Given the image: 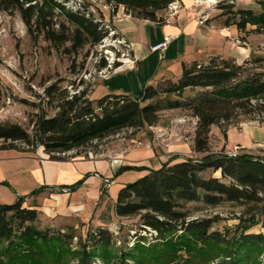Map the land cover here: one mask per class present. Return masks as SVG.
<instances>
[{
    "label": "trees",
    "instance_id": "obj_1",
    "mask_svg": "<svg viewBox=\"0 0 264 264\" xmlns=\"http://www.w3.org/2000/svg\"><path fill=\"white\" fill-rule=\"evenodd\" d=\"M176 1L105 0V4L113 14L123 7L133 18L161 26L167 19L160 13ZM71 2L0 0V12L18 14L33 39L43 37L54 48L75 54L101 44L110 28L92 14L87 4L79 7ZM258 4L261 14L252 8H238L233 0L220 1L215 5L221 11L217 18L233 15L240 20L235 24L244 30L247 20L264 18V0ZM111 33L129 49L115 29ZM100 67H107L105 60ZM245 71V66L234 60L212 57L206 62L183 64L178 81L164 78L145 86L138 97L112 93L95 106L87 90L71 98L63 95L56 99V114L37 116L31 133L18 124H0V149L36 153L43 148L51 160L64 161L69 153L113 133L157 125L163 111L189 110L198 119L193 150L203 156L181 161L174 158L121 187L116 215L139 217L149 236L137 237L133 248L122 253L120 264H264V235L242 231L230 239L228 233L213 230L216 219L191 220L186 209L189 203L213 208L224 204L253 208L264 203V158L250 154L230 157L213 153L210 148L211 128L230 126L236 115L264 124V73L244 76ZM165 82L169 83L167 87L159 85ZM195 89L202 91L185 97L187 91ZM52 90L47 91L49 98L54 96ZM128 169L131 167H122L119 174ZM207 171L221 172V178L205 177ZM42 192L39 189L32 196ZM25 202L26 198L20 197L12 204H0V264H67L76 256H80L78 264L108 259V247L113 243L109 230L98 228L90 236L93 249L88 251L85 246L78 252L73 248L72 232L40 229L39 210L24 207Z\"/></svg>",
    "mask_w": 264,
    "mask_h": 264
},
{
    "label": "rangeland",
    "instance_id": "obj_2",
    "mask_svg": "<svg viewBox=\"0 0 264 264\" xmlns=\"http://www.w3.org/2000/svg\"><path fill=\"white\" fill-rule=\"evenodd\" d=\"M81 1L87 4L92 14L110 29L108 36L101 44L94 47L87 46L75 54H67L63 49L54 48L43 37L38 40L33 39L18 14L10 16L0 12V124H18L31 133L33 131L32 122L37 116L51 117L56 114L57 98L63 95H68L71 98L75 94L87 90L88 97L96 106L100 99L111 92L102 84V81L105 77L115 73L118 69L117 64L123 60L128 49L118 39H115L116 35L111 33V30L114 29L113 23L105 16L111 7L105 4V0ZM259 1L257 0L253 5L245 8H252L256 13L261 14L262 8L258 4ZM71 4H75V2L72 1ZM237 7L239 8L238 5ZM220 13V10H216L214 14L217 15L210 21L222 29L231 30L233 28L235 33L233 35L230 33L231 31L229 33L225 31L227 32L225 34L229 36L227 39L230 42L229 48L227 50L218 48V52L215 53L224 55V59L234 60L238 65H244L246 69L244 76L263 74L264 18L247 20L245 29L240 30L235 24L240 21L239 18L233 15L217 18ZM117 33L116 31L115 34ZM202 59L206 60L207 58L202 56ZM103 60L107 63L106 68L100 67ZM246 61H250V63L246 65ZM175 75L170 78L178 81L182 72ZM159 85L167 87L169 83L165 82ZM49 88L53 89L54 96L51 98L47 95ZM113 91L112 93L115 94H125L121 90ZM201 91L202 89L187 91L185 97L197 96ZM132 96L136 97L137 95ZM249 123L264 125L243 115H236L230 126L224 125L223 129L213 126L210 133L211 151L216 154L236 156L250 154L263 158L260 154L263 150L260 147L233 146L237 141L243 139L246 133L243 128ZM197 126L198 119L189 110L163 111L155 126H146L140 130L124 129L102 140L94 141L80 151L69 153L67 160L75 157L78 152L84 158H94L98 155H104L110 159L128 158V163L124 167H131V169L123 171L122 175L118 172L101 178L104 186L102 194L105 198L102 210L92 219L96 207L94 197L91 195H94L95 190H99L101 179L98 175L88 174L85 176V180L81 183L82 187L74 199L84 202L86 206L84 215L90 214L91 220L77 217L70 221H61L58 216H49L48 211L53 206L47 204L43 199L38 203L36 197L39 194L26 196L24 207L42 208L39 211L40 216L37 224L40 229L52 227L72 232L75 236L73 248L78 252H82L85 246L88 251L93 249L90 236L98 228L109 230L113 243L108 247V259H96L93 264H120L122 253L133 248L137 237L149 236V233L142 229L139 217L120 218L116 215L115 205L121 183L135 182L146 176L149 170H158L174 158H178V161L201 158L203 154L193 150ZM229 131L231 132L230 145L228 144ZM159 134H163V136L158 137ZM2 144L3 142L0 141V146ZM34 154L41 163L50 159L43 148ZM136 165L143 169H135ZM18 173L19 176L15 177V184L18 187L16 191H26L24 193L27 195L39 187L32 181V176L22 174L20 170ZM204 176L221 178V172L218 174V172L207 171ZM5 192H8L6 195L8 198H4L5 200L2 201L10 202L0 203H14L16 197L12 194L15 193L10 189ZM9 196H14L13 200ZM186 209L191 213V220L216 219L213 230L228 233L230 239L242 231H245L246 234L264 235V203L253 208L232 204L213 208L207 207L203 203H189L186 205ZM79 259L80 256H76L70 259L67 264H78ZM217 263L218 261H214L212 264Z\"/></svg>",
    "mask_w": 264,
    "mask_h": 264
},
{
    "label": "crops",
    "instance_id": "obj_3",
    "mask_svg": "<svg viewBox=\"0 0 264 264\" xmlns=\"http://www.w3.org/2000/svg\"><path fill=\"white\" fill-rule=\"evenodd\" d=\"M195 1L177 0L167 10L160 13L167 19V22L161 26L150 21L133 18L125 13L123 7H120L115 14L112 13L111 8L107 10L108 12L105 13L107 20L112 21L114 29L129 44L128 53L121 60L118 69L102 81V84L111 91L108 94H112L113 90H121L125 94L138 97L145 86L155 85L164 78H170L176 76V73L182 72L183 64L195 61L206 62L212 57L225 58L224 55H217L215 52H218V48L225 50L229 48L230 42L227 40L229 36L225 33L231 31L230 33L234 35L235 29H222L210 21L217 15L214 14L217 10L214 9L216 4H202L197 7ZM233 1L239 7H249L257 0ZM166 37L174 39L165 50L156 49ZM202 56L207 59H202ZM243 129L246 131L243 139L237 141L233 146L260 147L263 150L260 154L264 158V125L249 123ZM230 131L229 145L231 143ZM127 163L128 158L110 159L104 155L94 158L75 156L64 161L48 159L41 163L34 153L0 149V202H10L2 201L5 200L4 198H8L6 196L8 192H5L8 189L15 193L12 194L16 197L15 202L20 197L29 196L33 192L43 189L36 199L38 203L43 199L47 204L53 206L48 211L49 216H58L61 221H70L77 217L91 220L102 210L105 198L102 194L104 186L101 178L110 176L111 173L117 174ZM18 170L22 174L32 176V181L39 187L27 195L24 193L26 191H16L18 187L15 184V177L19 176ZM88 174L98 175L101 179L99 190H95L94 195H91L94 197L96 207L91 219L90 214L84 215L86 211L84 202L74 199ZM124 184L126 183H121V187ZM63 188H66L64 190H68V192L61 191ZM9 198L13 200L14 196H9ZM36 208L39 211L42 210V208Z\"/></svg>",
    "mask_w": 264,
    "mask_h": 264
},
{
    "label": "built area",
    "instance_id": "obj_4",
    "mask_svg": "<svg viewBox=\"0 0 264 264\" xmlns=\"http://www.w3.org/2000/svg\"><path fill=\"white\" fill-rule=\"evenodd\" d=\"M72 1H74L75 4H77L79 7H81L82 4H83V2L81 0H72ZM217 3L218 2H216L215 0H205V1H203V0H196L195 1V6L198 7V6L202 5V4L212 5V4H217ZM173 39H174L173 37H166L164 39V41L156 47V49L165 50L168 47V45L173 41ZM162 136H163V134H159L158 137H162ZM228 156H230V157H236V155H232V154H230ZM64 191L65 192H68V190H64Z\"/></svg>",
    "mask_w": 264,
    "mask_h": 264
}]
</instances>
